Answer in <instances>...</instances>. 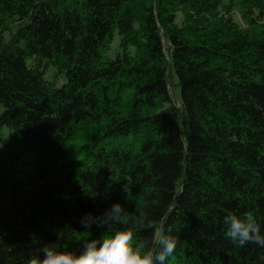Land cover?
I'll return each mask as SVG.
<instances>
[{
  "label": "trees",
  "instance_id": "trees-1",
  "mask_svg": "<svg viewBox=\"0 0 264 264\" xmlns=\"http://www.w3.org/2000/svg\"><path fill=\"white\" fill-rule=\"evenodd\" d=\"M117 201L179 236L166 264H264L223 234H264V0H0V264L78 252Z\"/></svg>",
  "mask_w": 264,
  "mask_h": 264
},
{
  "label": "clouds",
  "instance_id": "clouds-1",
  "mask_svg": "<svg viewBox=\"0 0 264 264\" xmlns=\"http://www.w3.org/2000/svg\"><path fill=\"white\" fill-rule=\"evenodd\" d=\"M84 229L93 225L108 230L100 238L85 240L77 252L44 245L30 257L27 264H166L174 253L179 236L172 234L171 228L162 223L151 225L147 217L141 215L138 221L128 226V213L118 201L113 202L103 214L94 216L86 213L80 220ZM154 228L150 238L138 239L136 233L145 224ZM113 225H123L113 231ZM224 237L236 246L243 247L255 243L264 247V234L254 213L244 215L228 214L223 218Z\"/></svg>",
  "mask_w": 264,
  "mask_h": 264
},
{
  "label": "rangeland",
  "instance_id": "rangeland-1",
  "mask_svg": "<svg viewBox=\"0 0 264 264\" xmlns=\"http://www.w3.org/2000/svg\"><path fill=\"white\" fill-rule=\"evenodd\" d=\"M13 27H15V24H14ZM4 37H5V39L8 38L9 37L8 33H6L4 35ZM119 39H120L119 35L116 34L114 36V39H113L111 45H110V49L107 52V56L108 57L112 58V57H114L117 54V52H119ZM46 78L49 79V80L57 79V84L59 86H61L62 83L65 81L64 77H59L57 75L55 76V71L52 68L47 71ZM171 92H172L173 98L176 101L180 99V89H179V87H175V88L171 89ZM3 134H4V136H8L9 130L7 128H4L3 129ZM34 158H35L34 154L27 153L18 162L17 169L19 170V176L21 178H26V174L32 170V165H33Z\"/></svg>",
  "mask_w": 264,
  "mask_h": 264
}]
</instances>
